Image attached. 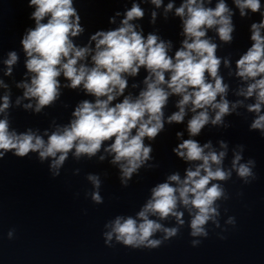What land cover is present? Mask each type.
I'll use <instances>...</instances> for the list:
<instances>
[{"label": "clouds", "instance_id": "9594fccd", "mask_svg": "<svg viewBox=\"0 0 264 264\" xmlns=\"http://www.w3.org/2000/svg\"><path fill=\"white\" fill-rule=\"evenodd\" d=\"M150 3L155 6L150 23L155 24L158 16L155 9L161 6L165 18L174 9L181 19L184 39L174 54L171 40L156 32L145 35L143 26L135 22L146 15L140 0H133L123 11L116 10L109 17V24H116L120 17L119 25L96 30L83 46L74 40L86 31L75 0H27V6L33 9L28 18L35 26L25 30L21 44L27 57L25 75L31 76L30 81L17 84L24 92L15 103L20 105L28 99L24 109L39 113L60 97L62 87H82L95 99L80 101L68 124L57 125L51 132L45 129L41 135L38 129L21 132L11 127L8 110L12 100L10 92H5L0 96V159L9 152L19 157L36 152L41 161L53 158L50 170L53 176H58L70 152L78 159L85 154L91 158L103 147L104 153L112 157L111 163L118 165L120 182L127 187L142 168L159 166L149 163L156 160L153 142L165 131L166 124L183 123L190 112L188 138L184 139L183 131H177L180 142L172 151L185 162L198 163L190 164L183 178L177 171L155 184L134 216L116 215L104 224L106 230L102 235L108 247L122 244L133 249H156L180 233L186 224L183 210L186 209L191 217L187 222L189 234L194 238L191 244L196 247L202 243L196 238L209 236L206 228L209 221L220 226L218 201L227 198L220 182L229 180L233 171L246 184L256 179L253 171L256 160H244L243 144L238 145L239 150H233L231 168L225 169L228 143L221 140V150L217 151L211 140L201 144L195 137L209 123L228 127L225 116L236 112L249 98L254 99L246 105L247 111L254 113L249 128L264 137V0H232L234 7L228 0H216L214 7L212 0H182L179 6L175 0L166 5L164 0ZM237 10L242 18L258 13L260 19L250 24L251 44L235 60V76L243 82L236 95L244 99L230 101V85L220 74V68L222 64L231 68L232 60L217 55L220 45L208 32L214 30L221 42L232 43ZM18 60L16 51L8 53L4 60L5 75L12 74ZM141 68L147 72L144 87L138 94H126L129 77L138 76ZM61 75L66 79L64 84L58 79ZM0 87L9 86L0 79ZM131 87L140 85L133 83ZM172 95L180 97L176 102L178 111L166 115L165 108ZM105 141L110 143L105 145ZM105 158L99 157L101 161ZM88 180L94 185L92 201L102 204L99 175L89 174ZM169 217L175 220L173 226L162 223ZM226 223L235 225L236 218L230 216ZM14 235L15 229H9L8 239Z\"/></svg>", "mask_w": 264, "mask_h": 264}, {"label": "water", "instance_id": "95a60500", "mask_svg": "<svg viewBox=\"0 0 264 264\" xmlns=\"http://www.w3.org/2000/svg\"><path fill=\"white\" fill-rule=\"evenodd\" d=\"M132 2L75 0L86 28L84 33L74 38L75 43L86 45L89 35L96 30L117 27L120 17H117L116 24H109V17L116 10L123 11L126 6L130 7ZM140 2L146 15L135 22L143 26L145 35L156 32L163 39L171 40L174 54L184 39L180 17L175 15L173 9L165 18L164 6H161L155 9L158 12L155 24L150 23L151 11L155 6L150 0ZM168 2L164 0V5ZM181 2L175 0L176 6ZM228 2L234 7L232 0ZM215 3L216 0H212L211 6L214 7ZM32 10L27 6V0H0V79L9 86L8 89L0 87V96L10 92L12 106L8 114L12 128L21 132L28 128L38 129L39 134L43 135L45 129L51 132L57 125L68 124L80 101L95 98L86 94L82 87H62L60 97L39 113L24 109L23 104L28 103V99L22 100L20 105L15 103L24 92L17 84L26 79L30 81L31 76L25 75L27 57L21 38L28 27L35 26V22L28 18ZM259 19L258 13L242 18L237 10L234 16L237 25L235 39L230 44L221 42L214 30L208 32L220 45L217 55L232 60L231 68L223 64L220 68V74L230 85V101L244 99L236 95L243 82L235 76V60L250 46L249 26ZM13 50L18 53L19 60L13 66L12 74L5 75L7 66L4 60ZM146 75L147 72L141 68L138 76L129 77L126 94H138L140 88L144 87ZM58 79L62 84L66 83L62 75ZM133 83H138L140 87L132 88ZM178 99V95L169 98L166 115L178 111ZM252 102V98L245 100L244 106H239L236 112L225 116L228 127L209 123L195 137L201 144L211 140L217 151L221 150V140L228 143L227 156L223 162L225 169L231 168L233 150H239L238 145L241 144L245 146L244 160H256L253 169L256 179L251 183H244L235 171L229 180L220 182L227 196L218 201L220 215L217 219L220 226L209 221L206 225L209 236L196 238L202 240L199 246L193 247L191 244L194 238L189 234L187 223L191 217L183 206L186 224L176 237L156 249H133L122 244L108 247L102 235L106 230L104 224L116 215L134 216L150 197L155 184L163 182L169 174L177 171L183 178L185 169L190 164L198 163L185 162L172 151L180 142L177 131H183L184 139L188 138L187 121L192 115L189 112L183 123L166 124L165 131L153 142L156 160L149 163H158L159 166L142 168L139 175H133L127 187L121 184L119 167L111 163L112 157L104 153L103 147L91 158L85 154L78 159L70 152L58 176H53L50 170L53 158L41 161L36 152L25 157L9 152L0 159V264H264V137L258 130L249 128L254 113L248 112L246 105ZM104 143L106 145L110 141ZM100 155L106 158L101 161ZM89 174H98L100 177V192L104 197L102 204H96L91 199L94 185L88 180ZM230 216L236 218L235 225L226 223ZM162 223L173 226L175 220L169 217ZM13 228L15 235L8 239L7 233ZM221 236L227 238L221 239Z\"/></svg>", "mask_w": 264, "mask_h": 264}]
</instances>
